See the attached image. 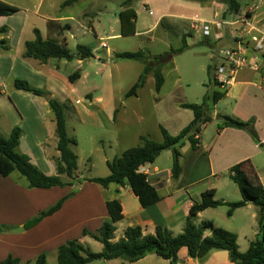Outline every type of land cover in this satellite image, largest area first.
<instances>
[{"label":"crops","instance_id":"obj_1","mask_svg":"<svg viewBox=\"0 0 264 264\" xmlns=\"http://www.w3.org/2000/svg\"><path fill=\"white\" fill-rule=\"evenodd\" d=\"M141 2L149 11V14L155 18L154 24L152 27L139 31V12L134 9L137 13V31L134 36L152 35L158 31L163 23L167 22L168 25L166 26L165 24V27L169 33L173 32L176 37H182V39L185 36L193 37L195 33L189 32V30L193 28L197 18L202 21H220L227 10V6L223 3L211 1V4L215 7L214 17L207 19L202 18L199 7H195L191 3H179L178 0H141ZM6 3L19 11L13 16H0V28L8 27L7 35L0 36V41L4 38L7 40L5 46L8 47V49H4L3 47L5 46L0 44V77L1 79L6 78L4 82H0V132L8 138L13 129L19 127L22 130V137L19 147H17V152L29 156L31 162L37 165L44 174L54 176L57 172L56 160L59 158V152L57 151V145L53 144L52 148V144L48 145L47 142L48 138H53V135L56 136L55 116L54 119L51 117V123L47 121L48 117L52 114L54 115V113L46 98L31 94V92L17 90L15 80L26 81L35 89L48 90L62 102H71L78 115H91L92 113L88 109L84 108L81 110L78 107L81 105L80 101L83 100L77 96L76 84L88 75L84 67H82L83 62L91 59L98 62L101 58L96 56V49L91 47L94 53L93 57L84 61H81L78 55L76 57L73 55L77 60L76 62L73 58L71 61L52 60L46 64H40L37 61L24 59L23 53L26 51V42L35 40V29L40 31L44 39L49 37L59 41V38L63 37L67 43V37L64 36V32L61 36L58 35L62 28L67 25L70 26L69 32L74 30V26L66 23L73 21L75 16L64 12V8H66L64 7L65 2L54 13L41 14V10L39 11L37 8L36 11H32L33 18L30 21L29 14L23 13L22 8L15 3H10V1ZM88 13L91 14L90 12ZM22 14L24 15L23 17H21ZM39 18L46 25L45 33L37 24ZM50 21L51 24H49ZM119 22L121 24L120 17ZM81 23L87 24L89 29L95 33L97 39H100L93 21L86 23L82 20ZM83 24L81 27H83ZM29 33L30 35H28ZM119 35L120 33L109 36L107 39H114ZM154 39L157 40L156 38ZM102 46L104 49L109 48L104 42ZM111 53L108 52L107 55L109 56ZM69 62L71 65L68 64ZM78 69L81 71L82 77L74 83H70L68 77ZM256 72L251 68L242 67L236 71L234 79L229 85L222 87L219 84V87L215 85H212V87L215 91L226 92V96L222 100L217 104L214 103L215 108L224 101H234L229 117L240 119L244 122L254 119L255 130L260 143H256L244 130L236 128L222 130L218 128L212 142L205 146L201 137L203 131L201 128V133L196 137L200 143L198 149H194L191 145L186 152L180 151V163L183 169L176 179L172 175V170H163L160 167L157 163L158 159L154 164H146L140 168V171L148 176L149 182L159 191L162 197L158 203L151 207H143L129 186L120 187L112 184L108 188H104L97 183L80 181L82 177H79L77 179L79 181L74 182L72 186L30 189L29 183H14L12 180L13 174L7 178L0 176V187L3 184L9 186V189H7L8 200L10 201L8 206L23 211V215L12 218L11 224L13 225L10 228L21 231H11V233H23V237L15 238L16 242L8 256L12 255L15 258H20L24 264L29 263V260L37 259L42 253L55 252L57 254L58 248L72 239L80 240L82 245L89 249L87 245L91 242L90 240H97L89 235L83 236V232L87 230L94 233L107 220H110V214L106 206V202L110 200H118L124 210V220L116 224L117 230L113 242H118L124 237L126 229L136 226L142 227L146 235H154L158 226L167 227L174 235L175 229L184 230L191 206L202 199L204 192L214 190L216 196L217 194L219 195L221 188L227 189V191L232 189L230 186H234L232 184L236 183L230 179V175L228 179L231 183H226L227 181H224L223 177L237 164L243 163L247 177L255 187V190L264 188V108L261 113L256 111L255 105L253 106V99L258 95L253 98L249 95L251 89L257 90L264 95L262 86L264 84V74L261 77V82L255 83L254 73ZM87 98L90 100V106H94V102H102V98H94L93 95H89ZM99 111L102 112L107 122L116 121L118 109L114 111L113 118L111 113L105 111L102 107L99 108ZM214 112V114L211 113L212 121L216 118L218 119L219 115L228 116L217 113L216 110ZM206 126L207 124L203 128ZM98 127L103 128L104 126L99 123ZM141 135L144 134H137L139 141ZM162 141L163 137L162 140L157 139V142ZM45 145H47L46 148ZM49 157L51 160H49ZM204 160L207 162L209 175L200 177L199 171ZM205 179H213L215 185L210 189L206 186L200 193H196L194 188ZM64 180L67 181V178H64ZM68 195L70 196L57 213L46 217L30 230L24 228V224L27 221L37 217L40 212L47 210L51 206L53 207L59 200ZM221 201L228 203L227 198ZM253 207L256 209L253 204L238 208L234 211L231 219H234L240 212L246 218L247 211L248 213L252 211L253 219H255L257 214L254 212ZM210 209L214 208H208L200 213L196 222H203L205 213ZM256 210L259 219V209ZM212 221L219 228L218 224H216L217 222L215 220ZM124 223L126 224L122 227ZM121 227L123 234L119 236L117 232ZM206 235L208 236L210 233L207 232ZM179 257V264H236L231 261L226 251H212L206 259L200 261L191 258L187 249L182 248L179 252ZM91 264L170 263L169 260L153 254L135 263L122 262V260L118 259L113 261H95Z\"/></svg>","mask_w":264,"mask_h":264},{"label":"rangeland","instance_id":"obj_2","mask_svg":"<svg viewBox=\"0 0 264 264\" xmlns=\"http://www.w3.org/2000/svg\"><path fill=\"white\" fill-rule=\"evenodd\" d=\"M4 1H10V3L18 5L23 9V13L29 14L31 21L33 18L32 11H36L37 8L39 11L41 10V14L54 13L67 0ZM124 1L80 0L74 6L64 8L66 14L75 16L73 21L66 23L74 26V30L72 32L68 30L64 31L71 54L75 57L79 54L78 45L80 44L93 47L96 49V56L101 58L98 62L94 59L83 62L82 67H84L88 75L76 84L77 96L83 100L80 101L81 105L78 107L81 110L84 108L88 109L92 114L82 116L78 115L76 110L75 112L72 109L66 111L68 131L78 140V145L73 148L78 157V170L76 174L78 179L82 177L80 181L83 182V179L107 177L111 173L107 166V161H112L115 157L121 155L123 151L139 145L141 141L137 138L138 133L147 135L151 140L157 142V139L162 140L163 136L160 127L164 126L173 136L179 135L194 119L193 112L183 108L182 104L192 103L201 105L204 103L205 97L209 96L210 100L207 102L208 113L210 115L211 113L214 114V110H216L217 113L228 116H230L229 114H231V109L234 105V101H224L215 108L213 100L215 90L212 87L213 83L208 74V68L210 66L217 68L219 64L224 62L225 56L223 52L235 45L236 42L233 37H239L242 34L240 25L224 26L223 30H221L224 33L223 39L211 40L214 47L204 43L205 38L202 35L203 32L200 31V26L198 31L191 28L189 32H194L195 35L193 37H186L190 48L181 54L174 55L171 54L172 48L177 50L182 47L183 39L182 37H176L173 32L169 33L165 27V24L166 26L168 25L167 22L163 23L158 31L152 35L130 37L119 35L114 39H107V37L117 35L121 31L119 12ZM178 2L191 3L195 7H199L202 18L212 19L214 17L215 7L211 4L212 2L199 3L183 0H178ZM240 2L242 4L240 16L247 13L249 17H254L253 20L256 24L264 25V0H240ZM38 5L40 6L37 7ZM134 9L139 12V31L153 26L155 18L149 14V11L141 1L135 3ZM23 16L22 14L21 17ZM235 18L234 16L229 21H233ZM39 19L37 20V24L45 33L46 25L41 22V18ZM82 20L86 23L89 21L94 22L100 39H97V36L89 29L87 24L81 23ZM82 24L83 27H81ZM101 37L103 38L101 39ZM59 41L60 43H64L65 40L62 37L59 38ZM243 41L245 40L243 39ZM103 42L108 45V49H104L102 46ZM139 50H144L152 56L169 54L164 59L162 69L165 76V84L161 92L157 93L155 89V77L149 74L144 86L138 90L137 95L127 98L128 92L143 74L144 64L127 59H117L115 55L123 52L134 53ZM108 52L113 53L108 56ZM74 61L76 62L77 60L74 58ZM68 64L71 65L70 62ZM259 71L254 73L255 83L261 82V77L264 74V64L261 65ZM5 80V77L3 79L0 77V82H4ZM262 86L264 88V84ZM89 95H93L94 98H102V102H94V106H90V100L87 98ZM249 95L252 98L258 95L253 99V106L255 105L256 111L261 113L264 108V95L254 89L249 91ZM101 107L105 111L110 112L112 118L114 111L118 109L116 121L111 120L110 123L107 122L102 112L99 111ZM51 117L54 119V115L52 114L48 117V123H51ZM219 122L220 120L216 118L207 124L206 127L202 128L201 137L205 146L212 142L219 128ZM99 123H102L104 127H98ZM47 142L48 145L52 144L53 148V144L57 145L56 136L53 135V138H48ZM189 147H191V143L189 140H185V145L179 148V150L186 152ZM49 160H51L50 157ZM157 163L163 170H172V150L163 151ZM207 175H209V168L207 162L204 160L201 163L199 176L207 177ZM228 176L229 173H226L223 177L224 181L231 183ZM12 180L14 183L17 182L19 184L28 183L27 179L18 172L13 173ZM214 185L213 179H205L194 188V191L200 193L206 186L210 189ZM232 185L234 186H230L232 187L230 191L221 188L219 195H214V199L222 202V199L227 198L228 203L243 200L238 185ZM7 189H9L7 184H3L0 187V226L3 227V230L0 232V264L12 252L13 245L16 242L15 238L23 237V233H11L13 231L10 228L13 225L11 224L12 218L23 215V211L8 206L10 201L8 200ZM253 208L257 214L255 219H253L252 211L251 213L247 211L246 218L240 212L234 219H231L228 215L230 208L224 205L207 211L203 221L215 220L219 228L236 233L239 237V250L241 253H245L251 243L260 238L259 219L256 210L258 208ZM14 210L16 211L14 212ZM200 223L196 222L198 225ZM122 227L117 232L119 236L123 234ZM182 232V230L177 228L174 230V236H178ZM90 241L87 247L93 252H100L102 249L101 243L93 240ZM46 254L48 264H58L55 252H46ZM36 261L37 259L34 258L25 264H36Z\"/></svg>","mask_w":264,"mask_h":264},{"label":"trees","instance_id":"obj_3","mask_svg":"<svg viewBox=\"0 0 264 264\" xmlns=\"http://www.w3.org/2000/svg\"><path fill=\"white\" fill-rule=\"evenodd\" d=\"M141 0H126L123 3L119 17L121 21V36H134L137 31V13L134 10V4ZM199 3H207L211 1L220 2L227 6V10L223 14V19L229 21L230 18L239 15L242 10L240 0H184ZM79 0H67L64 7L73 6ZM19 10L10 4L0 0V16H13ZM51 24V21L49 22ZM70 29L67 25L62 28L60 34ZM8 27L0 28V36L7 35ZM35 40L26 42V51L23 53V58L27 60L37 61L40 64H46L52 60H73L66 41H60L52 38L44 39L39 30L35 29ZM204 43L214 47L209 38L204 37ZM236 41V40H234ZM7 40L4 38L0 44L5 46ZM8 49L7 46L3 47ZM186 36L183 37V46L177 50L172 48L171 54H181L189 49ZM78 57L81 61L93 57V49L86 45H78ZM169 54H160L152 56L144 50H139L134 53H117V59H127L129 61H137L144 64V71L137 80L132 89L128 92L127 98L136 96L140 88L146 82L148 75L155 77V89L160 93L164 84L165 76L163 74L164 59ZM171 56V55H170ZM264 63V55H263ZM216 67L210 66L208 74L212 79L213 85L219 87V83L215 79ZM82 77L81 71L78 69L68 77L70 83H74ZM15 87L17 90L31 92V94L41 96L47 99L50 108L55 116L57 151L59 158L56 160V174L46 175L40 168L35 166L30 157L17 152L19 147L22 130L19 127L13 129L10 136L7 138L0 132V176L9 177L14 172L24 176L30 189H51L57 187L72 186L74 182H78L76 174L78 170V157L74 149L78 145V140L71 135L67 128L66 111L75 109L71 102H62L48 90L32 88V86L23 80L16 79ZM226 96V92L216 90L213 95L214 103L217 104ZM209 96L205 97L204 103L201 105L185 103L182 107L189 109L194 114V119L188 127L183 129L177 136H173L164 126L160 127L163 141L155 142L147 135H141V143L133 148L123 151L121 155L115 157L112 161L107 162L110 174L107 177L83 179L92 183L100 184L104 188L115 184L120 187L129 186L137 196L140 204L143 207H151L161 200L159 191L151 185L148 176L140 171V168L146 164L151 165L156 162L163 151L172 150L173 168L172 175L176 179L182 173V165L180 163L181 153L179 148L185 145V140H189L194 149H198L200 143L196 137L201 133V128L212 121V116L208 113L207 102ZM219 128H236L247 132L256 143H260L256 132L255 120L248 122L236 119L229 116H218ZM230 179L235 182L242 194L243 200L232 203H223L214 199L215 191L209 190L202 194L200 201L193 203L190 209L187 222L184 230L178 236H174L170 229L163 226H158L154 235L144 234L143 228L140 226L129 227L124 232L118 242H113L116 224L124 220V210L122 204L118 200H110L106 202L107 209L110 214V220H107L100 229L96 232L84 230L83 236H92L101 243L103 249L100 253L92 252L82 245L78 239L69 240L61 245L57 250L58 264H91L95 261H113L122 260V262L135 263L149 255H157L158 257L169 260L170 264H179V252L182 248H186L188 255L194 260H204L212 251H226L232 262L236 264H264V188L255 190V187L250 183L248 175L243 163L237 164L230 169ZM67 178V181L64 178ZM70 195L59 200L53 207L40 212V214L27 221L24 228L32 229L38 225L43 219L57 213L64 202ZM249 204L255 205L259 209V228L260 238L253 241L245 253L239 250L238 235L228 230L218 228L213 221H203L196 225V219L199 214L208 208H219L224 205L229 206V217L238 208H244ZM3 227L0 226V232ZM209 232L210 235H206ZM1 264H24L20 258H15L9 255L8 258ZM36 264H48L47 254L42 253L36 261Z\"/></svg>","mask_w":264,"mask_h":264},{"label":"built area","instance_id":"obj_4","mask_svg":"<svg viewBox=\"0 0 264 264\" xmlns=\"http://www.w3.org/2000/svg\"><path fill=\"white\" fill-rule=\"evenodd\" d=\"M235 17L233 21L223 19L202 21L197 18L196 23L193 24L194 30L198 31L200 26L203 37L210 40L223 39L224 33L221 30L224 26L240 25L241 36L234 37L235 45L223 52L224 62L219 64L215 70L216 82L222 87L233 81L234 74L238 69L245 67L259 71L261 65L264 64L262 59L264 55V25L256 24L247 13Z\"/></svg>","mask_w":264,"mask_h":264},{"label":"water","instance_id":"obj_5","mask_svg":"<svg viewBox=\"0 0 264 264\" xmlns=\"http://www.w3.org/2000/svg\"><path fill=\"white\" fill-rule=\"evenodd\" d=\"M14 232H18V231H21V230H13ZM22 231H23V229H22Z\"/></svg>","mask_w":264,"mask_h":264}]
</instances>
